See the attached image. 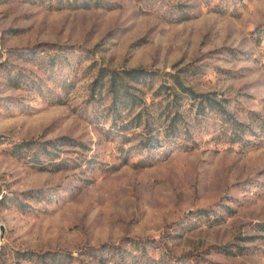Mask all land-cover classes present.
<instances>
[{
  "label": "rangeland",
  "instance_id": "1",
  "mask_svg": "<svg viewBox=\"0 0 264 264\" xmlns=\"http://www.w3.org/2000/svg\"><path fill=\"white\" fill-rule=\"evenodd\" d=\"M67 1L0 0V264H264V0ZM133 69L207 95L158 148L108 110Z\"/></svg>",
  "mask_w": 264,
  "mask_h": 264
},
{
  "label": "trees",
  "instance_id": "2",
  "mask_svg": "<svg viewBox=\"0 0 264 264\" xmlns=\"http://www.w3.org/2000/svg\"><path fill=\"white\" fill-rule=\"evenodd\" d=\"M67 2L69 6H73L75 3H77V0H68ZM83 6L89 7L90 4L89 2H85ZM129 81L145 84L147 90L149 91L155 86L154 74L146 72L145 70L133 69L125 71L124 75L122 76H118L117 74L113 75L112 79L106 82V96H108L109 99L111 98L108 110L110 112V115L122 121V128L126 132L134 129L135 127H141L144 125L143 128H145L146 133L143 136L142 140H140V143L141 147L146 150L152 147L158 148L163 144V140H170L180 134V129L184 126L185 119V114L183 112L185 102H182V100L189 101L187 104H192L194 100H197L200 97H207V95L197 94L196 92L186 88L180 81V79H177L174 82L175 87L166 88L167 90H169V92H167V95L171 98L172 96H174V99L166 103L168 99L167 97H164L158 102V106L154 108V106L157 105L155 101H152L150 104L147 103L148 92L140 90L142 96H137V94L131 91L134 86H132ZM172 89H174L175 94H173ZM201 103L203 102H200V104ZM168 108L169 111L167 110ZM192 109L193 104L187 109V111H190ZM153 111H155L156 113L159 112V118L156 119V121L152 125L150 122H148L150 121L148 119L153 117H151ZM146 114L148 115V117L146 118L147 120H144ZM131 115H134V117L132 119H129ZM249 115L253 123H255L260 129H264V118L259 117L255 113H250ZM234 122L239 126L243 125L235 120ZM165 123H168L167 126ZM162 127H165L166 129V136L163 135L164 133L162 132ZM33 145L34 143L31 141H23L16 144L13 150L16 153L22 154L23 152H27L29 149H32ZM43 151L45 155H48V153H50L48 150H46V148H44ZM145 247L146 246L135 245L133 249L134 251H145ZM126 250L127 249L118 250L114 246H109V248H105L104 252L99 254L100 256H96V258L99 259L102 264H106L108 262L124 264L123 261H128L129 259L127 254H130ZM59 256L60 255L57 252L51 253V260H57ZM131 259L134 261V264H138V261L140 260L138 259V257L133 258V255H131ZM147 260L148 261H146L144 264H151L152 259L147 257Z\"/></svg>",
  "mask_w": 264,
  "mask_h": 264
}]
</instances>
